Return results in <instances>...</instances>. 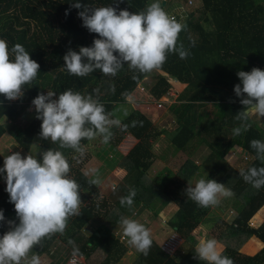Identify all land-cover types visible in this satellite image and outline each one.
<instances>
[{"label": "trees", "instance_id": "trees-1", "mask_svg": "<svg viewBox=\"0 0 264 264\" xmlns=\"http://www.w3.org/2000/svg\"><path fill=\"white\" fill-rule=\"evenodd\" d=\"M77 0H0V39L7 41L9 49L17 43L29 52L30 58L39 65L37 78L24 85V95L9 101L0 94V135L8 130L25 149L31 150L35 140L38 159L44 151H61L70 164L69 177L75 180L80 188V215L68 219L66 234H55L45 238L40 246H34L29 256L38 254L50 258V264H61L62 248L58 241L69 246V252L83 258L88 264H112L119 261L126 251V246L116 234L119 219L132 212L135 207H154L160 200L163 205L173 201L177 205L171 227L186 236L198 225L205 224L208 208H200L188 199L185 189L188 182H196L200 178L214 179L225 184L234 193L232 206L237 215L227 223L223 233L217 236V241L223 244L221 252L232 259L233 264H264V219L258 226L250 223L251 218L260 214L264 207V187L259 190L246 183L239 175V170L225 159V155L236 145H241L248 152L250 167H262L254 149L250 147L253 139L264 141V129L260 128L250 116L251 128L239 136L232 135V129L239 126L235 119L242 109L239 97L234 93V86L241 83L237 72L251 71L253 67L264 70V0H201L199 7L200 19L192 17L182 24L186 28L180 32L178 46L183 44L190 52L186 59H180L178 54L169 53L161 68L148 74L136 73L138 79H133L134 73L125 65L115 77H106L96 70L84 77L69 75L65 70L64 55L71 48L79 51L81 46H91L98 34L90 33L82 26V19L77 9L71 5ZM82 5L91 8L112 5L138 13L153 2V0H79ZM162 7L169 14L170 8L164 0ZM68 14L65 15V11ZM175 17L176 15H172ZM194 41V45H193ZM14 58V57H10ZM158 73V74H156ZM154 84L149 92L154 98L166 94L172 87L171 79L186 84L179 95V104L172 103L175 127L170 140L176 148L186 152L196 151L200 142L209 143L211 153L203 165H196L187 159L183 167L176 173L161 171L150 178L147 170L152 163L151 138H156L161 132L170 131L167 127H159L141 110L135 108L125 95L141 85L145 78L154 77ZM110 84H115V93L107 91ZM99 87L106 113L112 119H119L121 127L128 125L127 130L112 127L114 138L108 143L115 147L126 133H131L136 142L125 153L132 167L118 183L109 196H99L91 178L81 172L84 162L89 157V151L79 162L72 149H62L58 143L44 140L39 136L42 121L35 118V108L31 101L40 93L54 91L56 97L66 89L86 94ZM211 105V110L206 106ZM127 111L129 114L124 115ZM137 123L135 127L132 122ZM201 125L199 128L198 125ZM211 140L207 139V136ZM91 140H82V145ZM3 156L0 154V165ZM208 171L207 175L204 172ZM130 189L136 190V196L131 209L121 206V197L127 196ZM89 190L90 196H89ZM92 193V194H91ZM0 209L3 210L5 221H0V236L9 230L7 220L19 223L14 204L9 202V194L0 187ZM156 214V213H155ZM91 225L93 230L87 235L83 228ZM60 235V236H59ZM251 236L258 237L263 246L254 255L240 252L241 245ZM153 240V239H152ZM71 241V243H70ZM254 244H252L253 247ZM55 249V251H54ZM78 249V253H74ZM68 252V251H67ZM105 255L103 259L99 256ZM195 246L190 245L186 252L170 255L153 240V245L147 256L139 253L134 264H204L194 259Z\"/></svg>", "mask_w": 264, "mask_h": 264}, {"label": "clouds", "instance_id": "clouds-1", "mask_svg": "<svg viewBox=\"0 0 264 264\" xmlns=\"http://www.w3.org/2000/svg\"><path fill=\"white\" fill-rule=\"evenodd\" d=\"M120 0H116L118 4ZM77 9L82 26L90 33L98 34L91 46H81L79 51L68 49L63 59L69 75L84 77L100 70L106 77H115L127 65L138 79L136 73L148 74L162 67L169 53L178 54L186 59L190 52L183 44L178 46L179 34L186 24L178 22L162 7L160 0H153L138 13L112 5L91 8L82 5L79 0L71 5ZM66 9L65 15L68 14ZM194 45V41H193ZM14 57V58H10ZM40 65L30 58L29 52L17 43L9 49L8 43L0 39V94L9 101L23 97L24 85L31 84L38 75ZM237 76L241 83L234 86L243 109L235 115L239 126L232 129L233 136H239L251 128L250 116L264 117V70L253 67L251 71L240 70ZM115 84L107 91L115 93ZM99 87L91 92L66 89L38 94L31 104L35 108V118L42 121L39 136L44 140L58 143L62 149H72L78 153L73 158L79 162L86 154L82 140L102 138L108 144L113 138L112 127L125 131L128 125L121 127L119 119H112L106 113ZM126 99L134 102L127 94ZM129 113L124 112L127 116ZM142 122L133 121L135 127ZM250 147L257 158L264 163V141L253 139ZM93 179L90 185H99L98 170H90ZM70 164L59 150L48 149L37 159L31 155L22 157L14 152L4 157L0 174L6 173L5 191L9 202L14 204L17 224L7 220L9 230L0 236V264H41L38 254L29 256L34 246H40L45 238L63 234L68 219L80 215L81 196L79 184L69 177ZM239 175L253 188L264 187V166L240 169ZM188 199L200 208L216 206L221 198L234 195L225 184L214 179L200 178L192 184L188 182L184 190ZM136 190L130 189L127 196L121 197V206L129 209L133 206ZM0 221H5L0 209ZM119 224L129 245L147 256L153 245L150 230L136 220L121 216ZM71 243V241H70ZM215 239H201L195 247L194 259L204 264H233L231 258L224 256L217 247ZM74 249V253H78Z\"/></svg>", "mask_w": 264, "mask_h": 264}, {"label": "rangeland", "instance_id": "rangeland-1", "mask_svg": "<svg viewBox=\"0 0 264 264\" xmlns=\"http://www.w3.org/2000/svg\"><path fill=\"white\" fill-rule=\"evenodd\" d=\"M168 4L169 15H176V20L180 23L184 22L189 18V14L192 13V17L198 19L202 24L210 28L209 24L200 19L199 7L201 5V0H164ZM158 74V73H156ZM154 77L145 78L141 85H137L136 88L130 92L127 96H130L132 100H138L131 103L135 108H142L145 110L146 105L150 108L146 109L151 112L147 113L148 117L159 127L163 125L170 131L161 132L156 138H151L152 146L150 150L152 151L151 160L152 163L146 169L147 175L150 178L155 177L159 172L171 171L176 173L180 170L187 159H191L196 165H203L208 155L211 153L212 148L204 142H200L196 151L186 152L185 150L178 149L171 142L170 137L173 129L175 127L174 122V112L171 110L170 105L172 103L179 104V95L184 90L186 84L171 79L172 87L167 91L166 94H162L159 98H154L149 92V88L154 84ZM146 91L150 93L146 94ZM136 95L138 97H136ZM34 106L31 107V109ZM212 106L207 105L206 110H211ZM141 109V110H142ZM253 121L264 129V117H257L255 114L251 115ZM201 125L199 124L197 128ZM208 140H211L209 135H206ZM137 140L133 138L130 133H126L122 140L113 147L109 144L102 143V138L97 137L91 140L88 144H84L85 150L87 149L89 157L86 162L83 163L81 172L87 178L93 179L94 176L91 173V169H97L101 183L99 185H94L95 190L98 191L99 196H109L113 191V188L120 182H124V177L126 176V171L123 168H119L118 165L124 159V153L128 151V148ZM39 140H35L32 144V149H25L16 140L14 135L5 130L0 135V154L3 156V162L0 168L4 165V157L10 155L14 152H19L22 157H27L31 155L38 159L36 152V145ZM78 154V153H77ZM248 152L244 148L236 144L230 151L225 155L226 161L229 165L233 166L235 169H245L248 164ZM207 175L208 171L204 172ZM6 173L0 174V187L6 189V181L4 176ZM216 180V178H215ZM217 181V180H216ZM218 182V181H217ZM195 184L194 181H191ZM188 186V185H187ZM186 186V188H187ZM91 190H89L90 196ZM92 194V193H91ZM163 197L157 201L154 207H143L139 209L135 207L132 212L125 217L136 220L137 222L144 224L150 232L152 239L155 240L165 252L170 255H179L187 251L190 245H196L201 239H215L217 241V236L223 233V229L226 227L227 223L234 220L237 215L236 209L232 206L234 197L221 198L218 205L208 207L207 218H210L205 224L198 225L194 230L190 231L186 236L176 232L170 225V221L174 219V214L177 209V205L173 201H168L166 205L161 203ZM156 213V214H155ZM264 219V207L260 214L254 215L250 223L253 226H258ZM71 228L66 227L63 234L67 233V230ZM93 227L89 224L85 226V233L88 235L92 231ZM116 234L120 236L121 241L126 246V251L119 261L113 262L112 264H134L135 259L139 255L133 246L129 245L127 238L123 235V229L119 224V227L115 230ZM60 236V235H59ZM217 247L221 251L223 244L217 241ZM252 244L253 247H252ZM58 247L62 248L60 255L57 256V261H64L68 259L71 254H69L68 244L58 241ZM263 246V242L256 238V236H251L249 239L240 247V252L247 255L256 254L259 249ZM55 251V249H54ZM68 251V252H67ZM104 254L99 256L98 259H103ZM41 258V264H50L51 260L48 256L43 255ZM111 264V263H110Z\"/></svg>", "mask_w": 264, "mask_h": 264}, {"label": "crops", "instance_id": "crops-1", "mask_svg": "<svg viewBox=\"0 0 264 264\" xmlns=\"http://www.w3.org/2000/svg\"><path fill=\"white\" fill-rule=\"evenodd\" d=\"M181 84H182V83H181ZM133 92H134V91H133ZM146 94H149V95H150V93H149L148 91H146ZM136 97H138V96L136 95ZM134 101H138V100H134ZM137 108H138V107H137ZM149 108H150V107H149L148 105H146L145 110H143L142 108H141L142 110H141L140 108H138V109L141 110L143 113L147 114V113L151 112V111H149V110H146V109H149ZM147 116H148V115H147ZM130 134H131V133H130ZM131 135H132V134H131ZM132 137L135 138L133 135H132ZM135 139H136V138H135ZM135 142H136V141H135ZM135 142H134V143H135ZM134 143H133V144H134ZM133 144H132V145H133ZM132 145H131V146H132ZM131 146H130V147H131ZM130 147H129V148H130ZM129 148H128V150H129ZM126 152H127V151H126ZM126 152H125V153H126ZM125 153H124V156H123L124 159H122V161L120 162V164L118 165V167H119V168H123V170L125 169V171H126V173H127V172L131 169V167H132V163H131L130 160L127 159V157L125 156ZM114 188H115V187H114ZM114 188H113V189H114ZM93 228H94V227H93ZM83 229H85V227H84ZM92 230H93V229H92ZM83 232L85 233L84 230H83ZM88 234H89V233H88ZM58 248H59V247H58ZM69 254H71V253H69ZM65 262H66V261H65ZM65 262H64V263H65Z\"/></svg>", "mask_w": 264, "mask_h": 264}, {"label": "built area", "instance_id": "built-area-1", "mask_svg": "<svg viewBox=\"0 0 264 264\" xmlns=\"http://www.w3.org/2000/svg\"><path fill=\"white\" fill-rule=\"evenodd\" d=\"M61 264H88L83 258L78 257L74 254L70 255V257L66 260L65 263Z\"/></svg>", "mask_w": 264, "mask_h": 264}]
</instances>
